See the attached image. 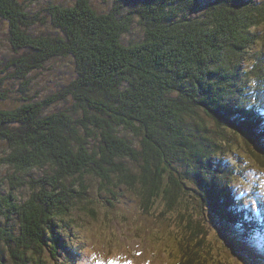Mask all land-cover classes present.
<instances>
[{
  "label": "trees",
  "instance_id": "obj_1",
  "mask_svg": "<svg viewBox=\"0 0 264 264\" xmlns=\"http://www.w3.org/2000/svg\"><path fill=\"white\" fill-rule=\"evenodd\" d=\"M238 1L219 0L211 5L216 11L203 12L209 18L194 34L177 39L162 22L172 23L176 14L167 18L146 8L141 14L156 38L132 48L116 30L131 35L126 22L117 25L62 5L44 20L21 0H0V29L9 43L0 67L11 51L17 57L6 68L16 70L13 80L28 81L42 70L27 84L33 95L8 90L0 77V141L8 148L0 161L8 186L7 193L0 188V264H59V256L76 261L66 221L84 228L76 217L80 206L89 205L94 186L108 191L110 209L133 198L138 218L151 217L181 235L168 233L177 264H209L205 241L218 263L220 246L231 260L242 258L239 251L251 258L246 240L256 241V235L246 239L240 220L230 226L233 216L225 219L221 209L224 200L241 198L232 195L239 189L236 177L264 169L259 102L249 87L251 79L260 83L264 104V2ZM180 3L179 12L203 8L195 0ZM64 58L72 59L70 71L58 68ZM238 146L254 167L244 171L217 157ZM189 167L197 171L185 174ZM185 193L200 207L199 221L188 206L172 212ZM260 256L256 264H264V252Z\"/></svg>",
  "mask_w": 264,
  "mask_h": 264
},
{
  "label": "rangeland",
  "instance_id": "obj_2",
  "mask_svg": "<svg viewBox=\"0 0 264 264\" xmlns=\"http://www.w3.org/2000/svg\"><path fill=\"white\" fill-rule=\"evenodd\" d=\"M195 1L199 3L202 2L203 4L201 5L203 8L200 9L199 5L197 6V9H190V11H188V8H183L180 12L181 3L178 4V0H21V4L23 7L29 8L33 17L42 18L44 20H46L47 11L53 9L55 5H62L63 8L76 10L82 15L84 11L91 17L96 16L95 18H105L113 23L116 22L117 25L126 22L131 25V27L128 28L132 30L131 35L124 32V30L121 29V27L119 28V26H116V30L122 39L133 48L135 45L145 44L146 42L151 41V36L156 38V35L147 26L146 17L141 14L146 8L148 12L151 11V13H154L155 11L158 12L159 15H164L167 18L173 13L176 14V18L172 23H169V20L167 19L162 21L166 27L165 30H167L169 34L174 37V39H177V37H185L187 34H194V30L200 25V22L202 23L203 20H208L209 18L206 14H203V12H206V10H211L213 12L216 11L217 8L213 10L211 5L217 4L219 0ZM208 1H210L209 4L207 3ZM255 1L264 2V0ZM238 2H243L245 4L255 3L253 0H242ZM233 17L235 16H232V19ZM194 18L197 19L193 22L190 21L191 19L194 20ZM186 24L188 25L186 26ZM167 25H169L171 29H169ZM125 30L127 31V29ZM22 31L25 33L24 28H22ZM26 32L30 35H34L36 33V29L27 28ZM151 43L153 42L151 41ZM8 45V36L3 29H0V53L2 50L8 51ZM262 52L264 53V48ZM10 53V56L1 62L6 63V67L11 60H14V58L17 57L11 51ZM71 61L68 58H64L60 62H57L59 63L58 68L60 70H64V68H66L70 71L72 69L70 64ZM241 66L242 68L245 67L244 62H242ZM6 67L3 65L0 67V77L2 76L5 78L3 84L6 88L8 90L29 89L28 94L33 95V89L31 87L28 88L27 84L31 79L33 80V78L38 80L41 77L42 70L34 72V77L30 76L31 79L29 78L28 81H18L12 79L16 70L14 68L8 69ZM38 72L41 74L36 77ZM56 79L57 78L55 76L50 77L52 82H55ZM251 80H249V87L250 90L252 89L251 92L254 91V99L252 100L259 102L257 107V111H259V113L256 119L259 122L258 126L261 125L262 127V132L260 129H257L261 132L260 137L263 138L261 140V145L264 146V104L260 102L262 99L260 83H255L253 79ZM232 104L234 106L238 105L235 100H232ZM236 144L238 143L236 142ZM240 147L241 146L221 151L222 153L217 157L223 160L227 159L229 162L231 161V167L236 166L244 171L246 168L254 167V164L250 159V155L248 157L247 151L243 148L241 149ZM7 153L8 148L0 141V161L8 155ZM239 162L240 165L237 166ZM163 167L165 166L163 165ZM5 169V164L0 165V188L2 193L8 192V186L4 181V175L6 176V173L3 174ZM168 170L169 167L166 171ZM250 170V173L243 174L241 177H236L235 179L236 188L239 186L240 188L234 190L232 195H238L240 192V200L237 201L235 198L224 200L221 204V209L222 211L225 210V219L234 216V220L232 219L229 222L230 226H233L239 219L240 222L244 224V226L240 225L241 228L252 229L253 231L259 233L260 237H262L260 248H264V238L258 229V226L261 225L260 228L261 230L263 228L262 233H264V219L260 218L264 212V169H257L260 172L251 168ZM196 171L197 167L195 170H192L189 167L185 174L192 175L193 172L195 173ZM134 173L136 174V172ZM2 174L3 177L1 176ZM15 176L22 178L24 175L17 173ZM222 183L228 184L229 187L230 182L222 181ZM14 194L17 195L16 192H14ZM126 195H129V193ZM107 197H111L107 190L100 189L99 186H94L90 190V199L86 201L89 205L85 204L80 206L78 216H75L77 221L84 223V228L80 229L74 222L70 220L66 221V225H68V227H72V233L74 235L72 242L75 246L73 252L78 255V259L75 261L73 258L70 263L68 260L66 261L63 257L59 256V264H177L176 253L174 252V247L168 239V233L171 232L174 239L181 238V235L176 234V232L172 230H164L159 225V222L155 221V219H152L151 217H147L146 219L142 214V216L138 218V210L136 209L135 204L132 203L134 202L133 198H125L123 201L117 203L115 210H112L105 203V199ZM179 198L183 201L180 204H176L177 207L174 206L172 208V212L178 213L179 208L186 209L188 206L189 215L196 221H199L200 207L195 205L191 195L185 193V195L182 194ZM252 200L254 202H252ZM90 205L94 207L97 214L96 219H93L92 214L88 213V210L91 208ZM92 220H96L95 226L93 225ZM159 228L163 230H160ZM160 233H163L164 235L160 237ZM207 241L212 243L209 237H207ZM201 245L202 251L207 256L209 264H252L251 261L246 262L240 257L239 259H236V257L232 260L229 259L231 254L224 246L219 247V251L221 250L220 252L222 253V259H220V263H218L215 254L212 253L214 251L209 247L207 242L205 241ZM62 251L64 252V250ZM251 254V258L256 261L257 257L254 252Z\"/></svg>",
  "mask_w": 264,
  "mask_h": 264
},
{
  "label": "bare ground",
  "instance_id": "obj_3",
  "mask_svg": "<svg viewBox=\"0 0 264 264\" xmlns=\"http://www.w3.org/2000/svg\"><path fill=\"white\" fill-rule=\"evenodd\" d=\"M239 197H241V194H240V192H239ZM263 223V222H262ZM83 248V247H82ZM71 258V257H70Z\"/></svg>",
  "mask_w": 264,
  "mask_h": 264
}]
</instances>
